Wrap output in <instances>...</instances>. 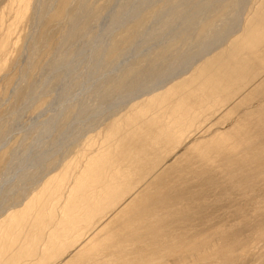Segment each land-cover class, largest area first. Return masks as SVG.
<instances>
[{
    "label": "bare ground",
    "instance_id": "bare-ground-1",
    "mask_svg": "<svg viewBox=\"0 0 264 264\" xmlns=\"http://www.w3.org/2000/svg\"><path fill=\"white\" fill-rule=\"evenodd\" d=\"M39 1L10 0L7 10L12 13L11 21L5 19L4 10L0 12V57L7 53L12 36L21 21L26 18L30 29H33L32 25L36 27L28 43L27 34L24 44L22 43V51L29 50L27 57L30 60L26 61L27 66H22V62L18 60L22 67L19 69L21 75L18 73L17 78L15 77L16 84L19 83L12 92V101L8 102L9 106L5 109L9 118L0 121V146L5 143V137L15 123V115L20 114L30 95L37 98L39 89L26 88L31 83L28 82L27 67L31 65L38 50H41L39 45L50 41L51 33H55L56 24L60 22L47 14V10L55 2ZM120 1L119 6H114L116 11H111L112 1L109 3L108 0H102L101 3L98 0H59L64 11L61 22L66 25L63 33L58 35V41L52 47L46 63L42 62L49 69L53 67L52 75L57 77L48 88L55 89L59 86L58 73L74 58V52L78 49L76 52L79 53L94 42L95 36L101 34H97L96 30L104 14L108 15L110 21L107 27L103 23L109 36L107 35L108 38L102 46L92 48L88 57L90 64L94 58L100 60L102 57L109 60L112 67L116 63L120 64L117 61L122 62L123 58L134 56L130 58L127 67L124 66L126 70L120 76L118 74L119 81L114 87L116 90L108 87L109 80L107 81L106 76L105 79L95 76L100 71L91 65L88 73L86 72L88 78L85 77L89 79L94 75L98 78L96 89L99 95L95 102L86 100L77 104L75 109L73 107L67 121L60 120L66 123L57 126L58 130L55 135L52 134L51 141L43 146L49 150L50 144L58 142L66 134L62 140L67 150L84 131L81 123L78 129L71 132L69 129V132L66 131L68 126H71L75 118L79 123L86 110L90 114L104 103L114 105L113 108L120 107L118 110L122 108L123 115L116 108H112L115 111L109 112L110 120L99 131V136H84L82 146L72 151L73 156L67 157L61 163L58 156L52 161L50 159V162L39 161L33 172L26 173L28 178L26 174L22 178L19 175L11 184L6 182L7 187L2 185L7 181L11 170L14 171L11 166L14 164L10 161L17 156V152L16 148L14 150L9 147L0 153V264H103L95 260L86 261L83 255L98 252L100 246H109L110 240L118 237L111 230L113 228L108 229L109 222H117L119 219V224L122 223L123 212L127 215L126 210L133 203H148L155 211L176 207L171 205L172 202H163V197L162 200L157 197L147 200L156 196L155 188L160 190L158 196L166 190H176L172 189L174 185L169 189H165L169 187H165V184L161 187L163 177L155 175L153 170L158 161L155 158L150 162L145 159L150 152L156 155L161 154L164 148L180 147L166 160L172 161L171 157L186 149L202 157L200 159L207 165H212L225 155V166H228L237 157L238 144L233 134L225 133L220 126L214 125L218 119L233 113L231 105L245 99L248 91L252 90L249 87L262 79L264 74V0ZM52 26L54 29H51ZM100 31L105 32L104 28ZM147 34L151 36L148 42ZM80 41L82 45L79 47ZM156 45L160 48L157 49ZM21 55L17 57L20 60ZM256 59L255 68L252 69L253 60ZM1 64L4 66L5 59ZM121 65L125 64L122 62L119 66ZM45 73L42 75L44 84L47 83L44 79ZM30 86L33 87L32 84ZM70 88L64 91L68 92ZM97 116L87 123L89 127L99 121ZM61 127L64 129H60ZM125 131L126 133L120 135ZM24 150L26 149H21L20 152ZM39 151H35L39 157L46 153L41 154ZM242 160L246 162L247 158ZM138 169L145 172L135 177ZM241 169L242 166L239 171ZM146 207L148 206L145 209ZM153 210L147 214L142 213L136 220L139 224L135 226L141 227L140 242L147 251L140 257H127L128 250L123 248V264H241L244 256L242 258L238 254L249 251V236L242 240L231 239L228 235H220L218 230L214 232L213 227L209 230L210 235H206L209 238L205 239L202 233H197L189 245L185 246L179 236L175 237L168 231L161 233L160 229L150 224L157 217ZM132 226L134 225H125V228L134 232L136 229ZM169 233L171 237L166 241L160 237V243L153 242L154 234ZM129 235L127 239L130 238ZM174 239L178 240L176 246L170 245ZM128 241L133 244L139 240ZM261 241H255L254 246L252 245L253 252L263 247L259 244ZM126 247L130 250L129 245ZM255 255H251L250 259ZM258 255L256 262L264 261V253Z\"/></svg>",
    "mask_w": 264,
    "mask_h": 264
},
{
    "label": "rangeland",
    "instance_id": "rangeland-1",
    "mask_svg": "<svg viewBox=\"0 0 264 264\" xmlns=\"http://www.w3.org/2000/svg\"><path fill=\"white\" fill-rule=\"evenodd\" d=\"M9 1L0 0V12L4 10L5 19L7 21L9 20L11 21L12 19V16H11L12 13L8 12L7 10ZM110 1H112L110 4L112 5V7H110V10L116 11V9L114 10L115 8L114 6L115 5L117 6L119 2L121 1L119 0L118 4H116L117 0L116 2H114L115 0H108L109 3ZM98 2L101 3L102 0H98ZM51 3H54V5L53 4H52L53 6H51V4L49 5L51 7L50 9L47 10L48 12L47 14L50 16H53L55 19H58L60 21L59 22L60 25L59 23H57L55 29L53 28L54 26L51 27V29L52 28L54 29L55 33L54 32L51 33L50 41L47 44L39 45L40 46L39 48H41V50L40 49L38 50L34 58L31 60L33 63L31 62V65L29 64L28 66L29 68L27 67L28 82L29 83L31 82V83L27 84L26 88L29 87L31 89L32 88L39 89V91L42 89V91L37 92L36 94L37 98L35 95H33L35 98L32 96V94L30 95L31 98L30 97H29L30 99L28 98L26 106L20 111V114L15 115V119H14L15 123H13L12 129L10 128L9 135L7 134L8 136L5 137L6 138L4 140L5 143L3 142V146L2 144H1L2 147L0 146V153L8 149L9 147H13L14 150L16 148L15 151L17 152V156L13 157V159L10 161L11 164H14L17 167L15 168L14 165H11L14 171L11 170L10 174H8L9 177L7 181H5V183L9 182L11 184V182H13L19 175L22 178L23 175L26 174L27 172L28 174L30 172H33L34 168L37 166L39 161L43 160V162L44 161L50 162V159L52 161V159L54 160L56 156H58V161H60L59 163H61L62 161L67 159V157L69 158L73 156V152L82 146V141L84 139V136L86 135L94 136V138H96L97 135L99 136V131L103 128L105 123L108 120H110L109 112L115 111V110L117 111L118 109H120V107H115L116 108L115 109L113 108L114 105L112 104L107 105L108 103H104L101 105V107L95 110H92V113L90 114L87 112L88 110H86V113L82 114V117L80 118L79 123H77V120L75 118L76 122L73 120V123H71V126H68L66 130L67 132H69V130L71 132V130L78 129L77 127H79L80 123L83 124V127H84L83 129L84 131L82 132L83 135L81 134L82 136L78 137L77 142L74 141L70 145V147L67 150H65V147L63 146V143L65 142L64 140H62L64 139V136L66 135L65 134L64 136H62L63 138L61 137L59 139L58 142L50 144L51 148L49 150L47 149V147H45L46 144L49 142V140L51 141V139L53 138V135H55L56 131L58 130L57 126H60V125H63V123H66L62 121L61 123L60 120L65 119L67 121L70 111L75 109V107H78L80 103L86 102V100L95 102L96 97L99 95V91H97L98 89H96V87H98V82L96 79H98L99 77L100 78L103 77L105 79L107 77L106 78L107 81L109 80V83H107L108 87L110 88L112 87L111 89H114L116 82L119 81V76L121 75V72L122 71L124 72L126 70L125 67H127L128 62L133 58L132 56H134L132 55L130 57H125L126 59L123 58L121 61L125 65H121V66L119 65L122 64V62L117 61L120 64L116 65L117 64L116 63L115 64L116 66L112 65L111 67V65H109L110 64L109 60H105L102 57L99 58L101 61L98 60V58H94L95 60H92L90 64V62L88 61L89 60L88 57L90 56L93 50L92 48H95L97 46L98 47L102 46L106 42L109 36V33H108L109 31L107 30L106 27L110 21H109V17H107L108 15L105 16L104 14L102 16V19H100V23L98 27L100 30H103L104 28L105 32L100 31L97 27L96 33L98 34L101 32V34H98V35L96 34L98 37L95 36L94 38L95 40L93 39L94 42L92 41L90 45L86 46L84 49H81L80 51L82 52L83 50V52L81 53L79 51L80 55H78L79 53L76 52L78 51V49L74 52L76 56L72 54L74 55V58L71 60L70 59L72 57L71 56L69 58L71 61L68 59L70 62L67 63V67L65 66L64 68L65 70L63 69V67L60 69L62 72L59 70L60 71V73H58L59 78H60L59 86H57L55 89L54 87H52L53 89L51 88L52 89L51 90L50 88H48V86L52 83V81H54L55 78H56L55 79L56 81L57 77H53L54 75H52L53 73L51 71L53 67L51 66L52 68H50L51 69L50 70L46 65L44 66V63H46L45 61H47V57L49 56V54H51L50 52H52V47L57 43L58 35L61 34V32L63 33L64 31L63 29H65V25H66L65 23L61 22L64 17V11L59 5V0H54V1L52 0ZM122 19L120 20L121 22L123 21ZM27 23L29 24V21L26 20L25 18L23 21H21L17 25L16 31L12 36V40H11L12 42H10L7 48L8 50L7 53L0 57V66L2 65L1 61L5 59L4 66L0 67V114L2 113V115H0L1 117L0 121L2 119L9 118V116H7L8 114L6 115L7 112L5 113L6 111L5 109L6 107L9 106L8 102H10V100L12 101L11 99L13 96L12 92H14L13 90L16 89V86L19 83L17 82L16 84L15 79L17 78L19 74L21 75L20 70H19L20 68H22L20 67L21 64H23L22 66H24V64L27 66L26 61L29 62L30 60V58L27 57L29 56L27 55L29 54V50L28 52L22 51L23 50L22 46L26 40V34H27V39H28L27 43H28L29 38H31V36L34 34L36 27L35 25L34 26L32 25L34 30L30 29ZM103 23H106V27H105V24ZM153 29L157 30V27H154ZM106 32L108 34H106ZM103 33H105L106 35L105 34L103 35ZM146 36H147L146 38L148 42L151 36L150 35L148 36V34ZM81 41L83 42V40ZM81 41L79 42L80 43L79 47L82 45ZM156 46H158L157 49L160 48L159 45H156ZM148 49L150 50L151 48H148ZM187 52H190V51H187ZM20 54H22L20 56L22 61L20 60V58H17ZM18 60L20 63L21 62L22 63L20 64ZM104 60L107 62H105ZM253 61L254 62L252 63V66H251L252 69L255 68L254 63H256L255 61H257V59ZM95 62L97 64L99 63L100 64L97 65ZM91 65L92 66L94 65L95 67L94 66L93 67L96 68V70L100 71L95 74V76L97 75L98 78H95V76L93 75V77L87 79L88 78L87 77L88 68H90ZM43 67H45L43 71H45L46 69L45 72L47 73L42 71ZM115 67L117 68L115 69ZM106 68L111 69V72H109L110 71L109 69L106 70ZM40 69H41V72H40ZM93 72L94 71H92V73ZM106 72H109V73L107 74ZM44 73H45V76L47 74L46 77L44 76V79L47 81L46 84H44L45 82L42 78L43 77L42 75H44ZM60 74L62 76L64 74L65 75L62 78ZM102 74H105V75L102 76ZM51 75L53 78L51 77ZM37 76H39L41 79ZM33 77L36 79H34ZM112 77H113V80H112ZM262 79H260L259 81H256L258 82L257 84L256 82H254L252 86L249 87L252 90L248 91V95L246 96L245 99L242 98L243 101L240 100L239 102L231 105V107L234 110L232 114L230 113L229 115H225V117L218 119L217 122H215L216 124L214 125V126L217 125L218 127L220 126L222 130L226 131L225 133L228 132V133L233 134L232 136L235 137V142L236 144H238L237 157H234L233 161L230 162L228 166H225L227 164L226 163L227 159H225V155L223 156L221 155L222 158H219L218 160H216L215 163L213 162L212 165H207L206 163H204V161L201 160L202 157H199L194 152H190L189 150L187 151L186 149L181 150L180 153L177 152L173 157H171V159H173L172 161L166 160L167 157H169L170 155H173L177 150H179L180 147L178 148L168 147L166 149L164 148L163 149L164 151L162 150L161 154L157 153L156 155L150 152L146 156L145 159H147L148 162L153 161L154 158L155 160L158 161V163L153 168V170L154 172H156L155 175L163 177L160 183L161 187L162 185L165 184V187L169 186L168 188H165V189H169L170 186L174 185L173 186L174 188L172 189H176L177 191L176 190L175 191L166 190V192H163L162 195L158 196V193L160 190L158 188H155V191H157L156 196H152L147 200H151L152 198H155V197H157V199L159 200L161 198L162 200V197H163V199H165V200H162L163 202L164 201L167 203L172 202L171 205L173 206L176 205V207L155 211L153 210L154 207H150L148 203L145 204L140 201L133 203L131 207L127 208L126 210L127 215L125 214V212H123V218L121 220L122 223L119 224L118 222L119 219L117 220V222L116 220L109 222L110 224L108 226V229L113 228L111 230L115 231L116 232L115 235L118 237L110 240L109 246L108 245L100 246L101 248L98 250V252L91 254V255H87V254L83 255V257L87 259L86 261L95 260L103 264L104 263L105 264H123V248H126L128 250L127 255H126L127 257H133L135 255H137L138 257L142 256V253L146 252L147 248L140 242L141 241L140 238L142 236L140 235L141 227L140 226L135 227L136 225L139 224L137 223L136 220L142 213L147 214L153 210V212L157 213V217L153 219L150 222V224H153L154 227L160 229L161 233L163 231H165V233L166 231H168V232H171L172 235L174 234L173 236L175 237L179 236L180 237L179 240L184 242L186 244L185 246L189 245L188 243L190 242V240H192L194 236H196L197 233H200V234L202 233L201 235L205 239L209 238V237H206V235L207 236L210 235L211 233L210 231L212 230L211 229L212 227H213V230H215L214 232L218 230L217 232L220 235H228L231 239L235 238V239L242 240L244 239L245 236H249V239H251V241L249 244L248 253L242 252L243 254L242 253L238 254V255H241L242 258L244 256L243 260L241 261V264H264V261L256 262V258L259 256L258 253H264V74H262ZM38 80L39 82H36ZM31 84L32 86L33 84H35V86L31 87L30 86ZM41 85L43 86V88ZM253 85H255L256 87H254ZM69 87H71L70 88L71 90H69L68 92H65L67 88ZM94 92L97 95H95ZM111 105L112 107H110ZM112 108L115 110H113ZM105 109H106V112H104ZM100 110H101V113H100ZM122 110L123 109L121 108V110H118L117 112H122ZM157 113H158V110H157ZM121 114L123 115V112ZM95 115L97 116L99 121H96V123L93 126L89 127L87 123L90 120H92L93 117H96ZM112 116H115V115H112ZM114 118H118V117H114ZM84 123L86 125H84ZM73 126H75L76 128H74ZM85 126H87L86 127V129H88L87 131L85 129ZM60 129H64V128L61 127ZM124 133H126V131L121 133L120 135H123ZM42 146H43V149L41 148ZM61 147H64V149ZM24 148L26 150H24L23 152H20L21 149H24ZM40 149L41 151H39ZM44 149L45 151H43ZM69 149L71 152L73 151L71 154H69L70 153ZM36 150L39 151V153L41 154H43L44 152L46 153H44L42 156L39 157V155L37 156V153H35ZM246 158H247L246 162L242 160ZM238 160H241V161L238 162ZM222 161H223V164H222ZM43 162H40V163H43ZM160 165H161V168L164 165L166 166H164L161 169ZM240 166H242V169L239 171ZM247 169L248 171H246ZM158 171H160L161 173ZM144 172L145 170L141 171L140 169H138L134 176L137 177L138 175ZM239 172H242V173H239ZM28 177L29 176L27 175V178ZM5 183L2 186L7 187L9 183L8 185L7 183L5 185ZM185 186L187 187L184 188ZM175 192H178V193H175ZM251 193H253V195ZM171 194H175V195L173 196ZM0 203H2L1 198H0ZM145 206H148V207H146L145 209ZM176 209H182V210L178 211ZM131 224L134 225L132 227L136 229L134 230V232H132L129 228H125V225H131ZM15 231L16 230H14V232ZM128 235L130 237L129 239H127ZM154 236H155L153 237L154 243H160V237H163L165 241L169 237H171L170 233L168 235L154 234ZM10 238H12V236ZM130 239H137V241L138 240L139 241L138 243L134 242L133 244H129L130 241L128 240ZM258 240H262L259 244H261L263 247L259 249V251L256 250L255 252L257 253H255L251 249H252V245L254 246L255 241L257 242ZM177 241H178L177 239L176 240L174 239L171 242L170 241L169 242L171 243L170 245L176 246V244H178ZM106 242L107 241H105L104 243ZM161 243H163V240L161 241ZM126 245H129L130 250L128 249V247H126ZM178 247H181V245ZM173 250H176V248H174ZM177 251H180V250H177ZM91 252H93V250H91ZM251 252L253 254H256L255 256L251 257V259L254 258L255 260L250 259V256L253 255ZM132 253H136V254H132Z\"/></svg>",
    "mask_w": 264,
    "mask_h": 264
}]
</instances>
